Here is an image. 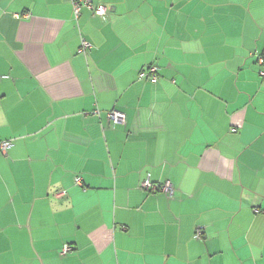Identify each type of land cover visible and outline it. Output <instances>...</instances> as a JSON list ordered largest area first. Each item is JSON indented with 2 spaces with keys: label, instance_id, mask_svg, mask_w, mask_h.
Returning a JSON list of instances; mask_svg holds the SVG:
<instances>
[{
  "label": "crops",
  "instance_id": "0c3cea01",
  "mask_svg": "<svg viewBox=\"0 0 264 264\" xmlns=\"http://www.w3.org/2000/svg\"><path fill=\"white\" fill-rule=\"evenodd\" d=\"M91 2L0 0V264H264V0Z\"/></svg>",
  "mask_w": 264,
  "mask_h": 264
},
{
  "label": "built area",
  "instance_id": "2783aa9c",
  "mask_svg": "<svg viewBox=\"0 0 264 264\" xmlns=\"http://www.w3.org/2000/svg\"><path fill=\"white\" fill-rule=\"evenodd\" d=\"M72 3H73L75 15L79 13L81 6H85L88 9H90L95 16H98L100 18H105L107 8L104 7L103 5L94 6L92 5L91 0H72ZM89 49H90V44L86 41H82L78 49V53L84 54ZM255 59L257 65L264 66V54H255ZM156 73H157V68L154 66H149L148 68L140 71L138 77L139 79L148 78L151 82H156L157 80ZM259 73L262 77H264V70H262ZM107 119L113 126L117 124L121 125L124 122V120H126V116L121 111L111 110L107 114ZM11 146H12V141H0V153L7 151ZM75 183L76 185L80 186L81 185L80 179H75ZM142 186L147 188L150 187L151 185H149V182L146 181L142 184ZM162 190L167 193H171V187L169 184L163 186ZM58 195L59 196L64 195V193L61 192ZM254 212H256V210H254ZM196 235H199V232H197ZM68 251H70V247L68 245H65L64 248L62 249L61 254L64 255Z\"/></svg>",
  "mask_w": 264,
  "mask_h": 264
},
{
  "label": "trees",
  "instance_id": "16d2710c",
  "mask_svg": "<svg viewBox=\"0 0 264 264\" xmlns=\"http://www.w3.org/2000/svg\"><path fill=\"white\" fill-rule=\"evenodd\" d=\"M256 60V59H255ZM257 63V62H256ZM259 66V65H258ZM259 68H260V70H259V72H261L262 70H264V66H259ZM158 70V69H157ZM139 75V74H138ZM156 76L158 77V75H157V73H156ZM148 79V78H147ZM140 80H142V79H140ZM167 193V192H166ZM170 195L171 193H167V195ZM168 195V196H169ZM170 197V196H169ZM199 232V235H197L198 236V238L199 237H201V232L200 231H198ZM196 234H197V232H196Z\"/></svg>",
  "mask_w": 264,
  "mask_h": 264
},
{
  "label": "bare ground",
  "instance_id": "6f19581e",
  "mask_svg": "<svg viewBox=\"0 0 264 264\" xmlns=\"http://www.w3.org/2000/svg\"><path fill=\"white\" fill-rule=\"evenodd\" d=\"M125 122H126V120H124V122L121 124V125H123V124H125ZM117 125H119V124H117ZM114 126H116V125H114ZM8 151V150H7ZM7 151H5V152H3V153H0V154H5ZM63 248H64V246H63ZM62 248V249H63ZM62 252V251H61Z\"/></svg>",
  "mask_w": 264,
  "mask_h": 264
}]
</instances>
